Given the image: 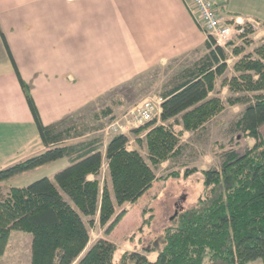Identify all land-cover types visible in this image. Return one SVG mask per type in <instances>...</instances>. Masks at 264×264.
<instances>
[{
  "label": "trees",
  "instance_id": "1",
  "mask_svg": "<svg viewBox=\"0 0 264 264\" xmlns=\"http://www.w3.org/2000/svg\"><path fill=\"white\" fill-rule=\"evenodd\" d=\"M253 33L248 25L240 36L253 43ZM206 48L162 92L160 120H150L130 133H116L105 147L99 137L79 145H59L84 133L60 132L58 125L43 124L13 60L48 148L0 170V183L63 157L69 158V164L53 177L43 176L6 192L0 184V256L11 233L21 230L33 236L31 264H204L206 260L209 264H248L257 259L264 263V139L260 131L264 124V42L241 55L234 64V76L223 77L220 86L232 92L226 99L218 88L228 68L226 47L209 34ZM234 50L240 55L245 49ZM225 101L245 106L235 126L246 138H254L255 144L242 152L221 145L215 150L220 167L200 170L186 165L158 176L154 167L183 151L175 124L197 131L224 110ZM113 113L114 108L107 106L96 117L104 119ZM131 135L138 147L130 148ZM105 163L110 185L99 178ZM193 174H200L203 189L196 203L173 215L161 246H134L122 251L118 260V245L107 238L89 246L97 217L105 234H110L126 214L124 205L136 203L155 181L188 180ZM153 208L150 203L143 207V225L154 218ZM152 251L158 252L154 262L144 254Z\"/></svg>",
  "mask_w": 264,
  "mask_h": 264
},
{
  "label": "crops",
  "instance_id": "2",
  "mask_svg": "<svg viewBox=\"0 0 264 264\" xmlns=\"http://www.w3.org/2000/svg\"><path fill=\"white\" fill-rule=\"evenodd\" d=\"M192 10L189 0H0V170L48 148L13 60L43 124L73 131L80 110L112 87L175 57L207 52V32ZM222 89L224 99L228 86ZM79 137L59 145H79ZM110 138L101 139L103 147ZM68 164L63 157L0 184L24 186ZM144 254L158 258L157 251Z\"/></svg>",
  "mask_w": 264,
  "mask_h": 264
},
{
  "label": "rangeland",
  "instance_id": "3",
  "mask_svg": "<svg viewBox=\"0 0 264 264\" xmlns=\"http://www.w3.org/2000/svg\"><path fill=\"white\" fill-rule=\"evenodd\" d=\"M216 3L222 22L225 24L232 22L236 17L254 19L262 24L259 29L255 30L256 33L254 32L255 34L250 37L253 39V43H246L242 36L235 34L231 39L232 44L226 46L228 68L218 80V88L223 90L220 86L223 77L229 79L236 74L234 64L241 58V55L252 51L264 42V0H216ZM207 35L209 34L207 33ZM235 47H244L245 50L238 55L234 50ZM203 55V50H200L175 57L165 63H159L139 72L134 77L112 87L110 91L97 97L93 104L81 109L77 116L73 118L75 127L70 133H76L77 131L86 133L84 136L80 135L77 138V144L85 143L96 137L101 139H104L105 136L112 137L119 132L130 133L132 129L146 124L139 123L136 117L138 106L147 99L154 101L156 105L152 120L155 118L160 120L158 114H160L161 106L158 99L162 97V92L172 83L180 69L191 65ZM222 95L224 99L232 95L229 87ZM107 106L114 108L113 115L98 119L96 113ZM244 107L243 104L230 105L225 101L224 110L207 122L204 127L194 132L183 130L181 124H175L174 128L177 132H180L181 143L184 145L183 151L179 156L155 166L156 174L160 176L170 169H181L186 165L201 167L202 170L220 167L221 158L215 155V150H219L221 145L232 146L240 152L244 151L246 147L253 146L256 142L255 139L246 138L235 126V122L241 116ZM260 131L264 139V124L261 126ZM130 145L138 147L133 136ZM142 151L147 155L146 149H142ZM43 171L45 172V170ZM30 177V175H26L22 178H16V182H21V180H24L23 178L28 180ZM99 178L110 185L109 170L106 163ZM201 180L200 174H193L189 180L184 181L170 179L167 182H162L157 180L152 191L143 195L134 205L130 203L124 205L126 214L123 220L120 221L121 223L110 233V236L105 234L104 228L99 224L100 222H95L96 224L91 229L92 241H90L93 242L98 237L97 235H107L118 245L117 260L122 251L131 250L134 246L140 247V245L145 244L161 246L164 241L163 231L171 223L173 215L196 203L197 197L203 189ZM2 186L5 192L9 187H12L9 183H3ZM148 203L154 206L151 210L154 211V218L143 225L142 210ZM121 210L119 209L118 212ZM84 219L88 222L89 218L84 217ZM32 240L31 233L14 230L4 253L0 256V264H31ZM204 264L209 263L206 260ZM248 264L264 263L262 259H257Z\"/></svg>",
  "mask_w": 264,
  "mask_h": 264
},
{
  "label": "built area",
  "instance_id": "4",
  "mask_svg": "<svg viewBox=\"0 0 264 264\" xmlns=\"http://www.w3.org/2000/svg\"><path fill=\"white\" fill-rule=\"evenodd\" d=\"M189 7L193 9V14L198 23L204 27L205 31L212 35L216 42L224 47L233 36L240 35L245 31L246 27L252 26L255 30L259 29L262 24L254 19H243L242 17H236L232 22L224 23L220 17V11L217 6L216 0H189ZM163 98L158 99V103L161 106ZM156 105L152 100L143 101L137 108L136 120L139 123H146L153 119ZM159 115V114H158ZM117 129V128H116Z\"/></svg>",
  "mask_w": 264,
  "mask_h": 264
}]
</instances>
